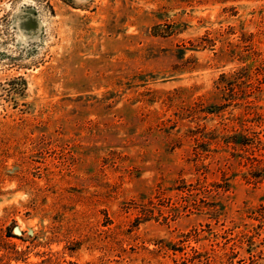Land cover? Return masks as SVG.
I'll use <instances>...</instances> for the list:
<instances>
[{
	"label": "rangeland",
	"instance_id": "rangeland-1",
	"mask_svg": "<svg viewBox=\"0 0 264 264\" xmlns=\"http://www.w3.org/2000/svg\"><path fill=\"white\" fill-rule=\"evenodd\" d=\"M9 254L264 264V0H0Z\"/></svg>",
	"mask_w": 264,
	"mask_h": 264
},
{
	"label": "trees",
	"instance_id": "trees-1",
	"mask_svg": "<svg viewBox=\"0 0 264 264\" xmlns=\"http://www.w3.org/2000/svg\"><path fill=\"white\" fill-rule=\"evenodd\" d=\"M241 132H238V133H235L233 136V138H232V140H231V142L235 145V146H238V147H240V146H244V145H248V143L247 142H245L244 140H243V138H241L242 136H241ZM11 255L9 254V255H1L0 256V264H7V263H3V259H5V258H7V259H11Z\"/></svg>",
	"mask_w": 264,
	"mask_h": 264
}]
</instances>
